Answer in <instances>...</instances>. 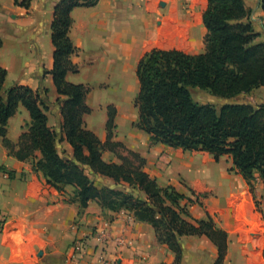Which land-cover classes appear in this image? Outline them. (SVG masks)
Returning a JSON list of instances; mask_svg holds the SVG:
<instances>
[{
  "label": "crops",
  "instance_id": "1",
  "mask_svg": "<svg viewBox=\"0 0 264 264\" xmlns=\"http://www.w3.org/2000/svg\"><path fill=\"white\" fill-rule=\"evenodd\" d=\"M58 1L30 0L25 8L14 0H0V32L7 30V39L0 47V52L6 48L7 58L5 62L0 59V65L6 69V78L11 72L16 74L13 85L46 89L47 124L62 136L58 148L71 158L72 148L60 130L62 115L56 102L59 95L50 73L54 49L50 24ZM244 2L251 8L249 18L257 33L254 41L263 42L264 12L259 0L255 7L248 0ZM206 5L207 0H98L91 7L72 8L68 36L76 51L70 59L78 69L67 72L65 79L88 88L93 82L108 85L120 79L124 87H134L136 91V64L145 52L153 48L191 54L204 50L206 29L202 14ZM3 89H7L5 82ZM257 91H263L264 97V86L251 93ZM89 92L85 95L88 106ZM115 106V139L145 158L144 170L160 186L170 185L185 197L192 196V189L214 192L215 196L202 205L191 203L188 209L197 219L208 214L225 230L224 264H264V220L242 176L237 172L228 175L221 166L213 167L210 158L202 154L204 151L189 154L170 151L161 143L150 144L149 135L133 126L137 116L130 117L118 104ZM82 118L89 129V113ZM119 118L129 121L130 126L122 136L118 135ZM105 119L98 129L90 128L102 141L106 137ZM29 120L27 110L19 104L6 124L5 139L11 145L7 146L0 136V264H101L91 235L101 219L110 220L112 236L124 240L122 246L113 241L108 245V264L174 263V252L157 241L149 223L128 221L127 211L102 208L95 200L81 208L73 201L74 194L64 191L66 186L57 190L46 182L40 170L32 168L33 160L40 157L38 150L33 158L19 159L14 151ZM223 157L213 162L232 165L228 156ZM254 193L262 195L260 183ZM78 237L86 239L87 247L76 259H69L71 243ZM179 245L182 255L178 264H213L217 257L216 246L204 235L181 236Z\"/></svg>",
  "mask_w": 264,
  "mask_h": 264
},
{
  "label": "trees",
  "instance_id": "2",
  "mask_svg": "<svg viewBox=\"0 0 264 264\" xmlns=\"http://www.w3.org/2000/svg\"><path fill=\"white\" fill-rule=\"evenodd\" d=\"M14 2L28 8L30 0ZM97 2L60 0L53 7L50 24L54 47L50 73L59 95L56 100L60 102L62 115L60 130L72 148V157L59 150L62 136L47 124L46 89L33 90L27 85L14 84L4 90L7 72L1 65L0 136L7 146L11 145L5 139L6 124L21 104L30 120L19 136L14 154L19 159H27L33 158L34 151L38 150L40 157L33 160L32 168L40 170L49 185L57 190L72 186L73 201L81 208L95 200L102 208L125 210L134 219L149 223L157 241L174 252L173 264L181 259L179 237L185 235L208 237L217 249L213 264H222L227 250L225 230L209 215L192 218L181 204L182 193L170 185L160 186L144 170L143 156L113 140L114 107H106L104 141L84 126L82 117L90 111L85 103L89 88L65 79L67 72L78 69L70 59L76 51L68 36L72 23L70 11L77 6L91 7ZM259 4L264 12V0H259ZM202 22L206 29L202 52L191 54L153 48L138 60L135 71L138 91L133 100L137 119L133 126L148 134L151 144L206 151L214 161L226 155L250 188L255 174L264 185V103L255 106L230 102L216 107L195 101L191 94L193 89H200L216 97L232 98L264 86V41H254L257 33L244 0H207ZM119 148L126 154H121ZM104 150L112 152L118 161H105ZM86 168L93 175L111 179L115 185L125 182L131 190L107 185L97 187L84 172Z\"/></svg>",
  "mask_w": 264,
  "mask_h": 264
},
{
  "label": "rangeland",
  "instance_id": "3",
  "mask_svg": "<svg viewBox=\"0 0 264 264\" xmlns=\"http://www.w3.org/2000/svg\"><path fill=\"white\" fill-rule=\"evenodd\" d=\"M255 2H256V0H248V4H251V7H255ZM249 14H251V8H249ZM0 35H2V36H0V39L2 40V43H3V40L6 41V39H7L6 38L7 30L0 32ZM5 49H3L2 52H0V59L3 62H5L6 58H7ZM97 75H99V74H97ZM97 78L99 79L100 75L97 76ZM14 79H17L16 74H13L11 72L8 75V77L5 79V88H9L10 86H12ZM89 86H90L89 91H91V92H89V108H90V111H89V129L90 128L98 129L99 127H101L100 125L102 124L103 120L105 118L107 119L106 107L108 105L113 106L115 109L114 128L111 131L113 137H114L115 133L117 132L116 131L117 125L115 123L117 108H116L115 104H118L121 107L122 111L126 110V114H128V116L136 118L137 109L133 105V100H134V97L136 96V93H137L138 83H137L136 91H135L134 87H132V88H127L126 86L124 87L123 81L120 79H115L113 82H111L108 85H106V84L95 85V83L93 82ZM42 88H44V87H42ZM42 88H39V90H41ZM262 92L263 91H257L256 93H254V92L251 93V91H250L249 93H242V94L237 95V96L232 97V98L216 97V96L211 95L208 91L200 90V89H193L191 91V94H192L195 101H197L199 103H211V104L215 105L216 107H219L223 103H230V102H247V103H250V104L256 106L260 103H264L263 102L264 97H263V95H261ZM56 102L60 104L59 101L56 100ZM105 112H106V114H105ZM106 119H105V122H106ZM129 129H130L129 121H126V120L122 121L120 119L119 120L118 135L122 136V135L126 134ZM105 131H106V129H105ZM113 140L121 142V141L115 139V137L113 138ZM149 142H150V139H149ZM165 146H167V145H165ZM167 147H169V146H167ZM170 148H171V149H169L170 151H179V152L180 151H183V152L187 151V152H189V154H193L192 152H195V150L190 151V150H183L181 148H172V147H170ZM118 150L121 154H126V152L121 150V148H119ZM197 154H201V153L197 152ZM202 154L204 156L207 155L210 158V162H211V165H213V167H220L221 166L224 170V173H227L228 175L229 174L233 175L234 173L236 174V170L233 168L232 165H230V164L225 165L224 163H221L220 165L215 164L213 162V156L210 153L204 151ZM221 157H223V156H221ZM102 158L105 161H115V162L118 161V159L113 155V153L108 151V150H104L102 152ZM223 160H224V157L222 158V161ZM203 161H205V160H203ZM226 161L228 162L229 160H226ZM84 172L87 174V176L93 182V184L97 187L107 185L109 187H115L116 189H120V190L127 191V192H129L131 190L129 185L125 182H121L120 184L115 185L112 180H109L108 178L103 177L101 175H96V174L93 175L92 173L89 172L88 169H85ZM241 178L243 179V181L245 183H247V181L243 177H241ZM259 183L261 184L262 195L260 197H257L255 195L254 191H255V189ZM247 185H248V183H247ZM65 186L68 189L64 190V191L72 192L74 194L72 186H70V185H65ZM65 186H63L62 189H64ZM249 190L253 195V199L255 201V205H256L257 209L261 212V214L263 216L264 215V185H263L262 179L257 174H255V177L252 180V188H250V186H249ZM191 194H192L191 197H185L184 196V198L181 200V204L185 205V208H186L188 214L192 218H194L189 213V209H188L189 205L191 203H196L198 205H202L207 199H209L215 195H214L213 191H211V190L206 191L204 189H194V190L192 189ZM207 215L208 214H206V216ZM224 259H225V256L223 258L222 264H224Z\"/></svg>",
  "mask_w": 264,
  "mask_h": 264
},
{
  "label": "built area",
  "instance_id": "4",
  "mask_svg": "<svg viewBox=\"0 0 264 264\" xmlns=\"http://www.w3.org/2000/svg\"><path fill=\"white\" fill-rule=\"evenodd\" d=\"M127 220L133 221L134 216L127 212ZM0 224V229H1ZM91 235L94 241V246L98 250V260L101 264H108V260L105 258V250L108 245L113 241L117 246L123 245V238L121 236L113 237L111 234V221L108 219H101L91 230ZM87 247L86 239L83 237L75 238L70 246L69 259H76L82 254Z\"/></svg>",
  "mask_w": 264,
  "mask_h": 264
}]
</instances>
